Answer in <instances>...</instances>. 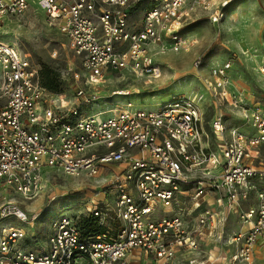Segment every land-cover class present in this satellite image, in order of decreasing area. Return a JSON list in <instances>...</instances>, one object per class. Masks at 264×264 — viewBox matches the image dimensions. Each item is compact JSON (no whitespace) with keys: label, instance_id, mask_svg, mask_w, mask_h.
I'll list each match as a JSON object with an SVG mask.
<instances>
[{"label":"built area","instance_id":"1","mask_svg":"<svg viewBox=\"0 0 264 264\" xmlns=\"http://www.w3.org/2000/svg\"><path fill=\"white\" fill-rule=\"evenodd\" d=\"M230 1L0 0V19L43 12L81 72L72 76L71 104L61 105L59 93L42 87L40 69L0 42V192L37 198L45 169L83 178L102 200L88 217L104 228L85 236L79 222L60 216L32 249L26 232L7 225L0 264H174L178 254L184 264H253L264 237V106L230 92V63L212 67L202 82L216 104H231L243 127L231 129L215 112L211 143L191 98L156 110L127 104L111 113L92 111L105 78L127 72L157 79L154 56L187 48L185 6L195 3L221 24ZM194 66H201L199 59ZM258 73L264 81V62ZM231 216L239 230L227 233ZM7 219L28 221L14 202L0 206V220ZM205 243L220 253L205 255Z\"/></svg>","mask_w":264,"mask_h":264},{"label":"rangeland","instance_id":"2","mask_svg":"<svg viewBox=\"0 0 264 264\" xmlns=\"http://www.w3.org/2000/svg\"><path fill=\"white\" fill-rule=\"evenodd\" d=\"M225 12L223 23L212 24L197 4L185 6L181 35L189 43L187 48L154 56L159 67L157 79L138 78L127 72L105 78L96 87L93 113H111L127 104L136 109L156 110L174 98L185 97L198 105L209 143L213 142L210 122L215 112L223 116L231 129H242L243 122L235 109L229 102L223 106L216 104L202 79L212 67L230 63V92L264 106V81L258 73L264 62V0H232ZM0 42L15 49L32 66L40 70L45 66L57 73L61 105L71 104L76 88L72 76L81 73L79 60L43 12L34 8L22 17L0 19ZM198 59L201 66L195 68ZM43 178V193L31 201H23L8 191L0 192V206L4 202L17 203L28 219L25 224L13 219L0 220V232L7 225L20 227L30 238L32 249L47 240L53 219L67 216L78 223L82 217L90 216L93 203L99 206L102 201L92 182L83 178L72 179L50 169L43 171ZM110 226L105 231H110ZM259 250L264 257V242Z\"/></svg>","mask_w":264,"mask_h":264},{"label":"trees","instance_id":"3","mask_svg":"<svg viewBox=\"0 0 264 264\" xmlns=\"http://www.w3.org/2000/svg\"><path fill=\"white\" fill-rule=\"evenodd\" d=\"M41 85L44 89L51 93L59 92L58 74L49 69L42 67L39 71ZM79 227L85 236H96L103 234L104 228L98 226V221L91 217H82L79 220Z\"/></svg>","mask_w":264,"mask_h":264},{"label":"crops","instance_id":"4","mask_svg":"<svg viewBox=\"0 0 264 264\" xmlns=\"http://www.w3.org/2000/svg\"><path fill=\"white\" fill-rule=\"evenodd\" d=\"M196 216V214H193L191 217H188L187 219H192ZM239 230V225L236 221V219L231 216L227 225H226V232L227 233H234L237 232ZM264 242V237H262L255 248V252H254V259H253V264H264V257H261L260 255V245L261 243ZM203 252L205 255H212V256H217L220 253V247L214 245V244H209V243H205L203 244ZM224 250L228 251L230 248L228 247H223ZM223 250V251H224ZM174 264H184V260H183V256H181L180 254L177 255V258L174 262Z\"/></svg>","mask_w":264,"mask_h":264},{"label":"bare ground","instance_id":"5","mask_svg":"<svg viewBox=\"0 0 264 264\" xmlns=\"http://www.w3.org/2000/svg\"><path fill=\"white\" fill-rule=\"evenodd\" d=\"M116 94L123 96V95H125V92H117Z\"/></svg>","mask_w":264,"mask_h":264}]
</instances>
